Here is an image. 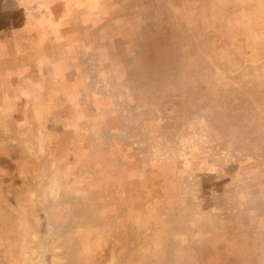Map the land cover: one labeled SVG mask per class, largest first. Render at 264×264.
Wrapping results in <instances>:
<instances>
[{
    "label": "rangeland",
    "instance_id": "374dc122",
    "mask_svg": "<svg viewBox=\"0 0 264 264\" xmlns=\"http://www.w3.org/2000/svg\"><path fill=\"white\" fill-rule=\"evenodd\" d=\"M0 264H264V0H0Z\"/></svg>",
    "mask_w": 264,
    "mask_h": 264
}]
</instances>
